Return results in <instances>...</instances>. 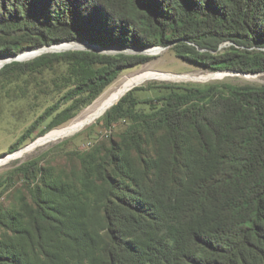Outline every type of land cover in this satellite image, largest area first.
Masks as SVG:
<instances>
[{"label":"trees","instance_id":"16d2710c","mask_svg":"<svg viewBox=\"0 0 264 264\" xmlns=\"http://www.w3.org/2000/svg\"><path fill=\"white\" fill-rule=\"evenodd\" d=\"M61 43L120 52L4 65L0 80L60 72L62 84L52 83L61 98L8 154L152 60L126 49L173 45L177 58L210 72L264 73V0H0V58ZM159 89L147 111L137 109L141 88L106 111L105 127L127 121L108 145L67 168L38 158L12 172L26 194L0 208V264H264V87Z\"/></svg>","mask_w":264,"mask_h":264},{"label":"rangeland","instance_id":"374dc122","mask_svg":"<svg viewBox=\"0 0 264 264\" xmlns=\"http://www.w3.org/2000/svg\"><path fill=\"white\" fill-rule=\"evenodd\" d=\"M227 45L229 44L222 45L220 50L227 47ZM172 46L173 45L165 48L161 47L163 50L160 54L146 55L152 57V60L148 63L123 71L98 98H100L109 89L117 86L125 77L133 76L143 71H154L187 76H201L219 73L210 72L207 69L177 58ZM96 50L98 49L88 48L85 51L103 53L101 50ZM118 52L120 51L116 49L112 54ZM60 75V72H57L56 74H47L38 78L36 81L18 80L11 82L0 80V208L8 207L12 204L15 191H21L26 194V187L24 183L18 177L12 176V172L21 164L30 160L43 158L40 163L42 166L50 165L57 169L67 168L71 162H76V154L89 151L96 146L108 145L109 141L116 140L118 138L127 125L126 120H119L111 124L109 127H105V124L102 121L103 116H101L92 124L72 136L54 143L37 147L31 152L26 153L21 158L15 160H5L7 156L14 154H8V148L22 136L24 131L48 106L52 105L55 101L61 98L62 93L58 94L52 84L53 82H57L62 87V84L57 81V77ZM252 75L258 76L249 80L242 77L239 78V76L225 77L223 79L208 82L148 81L136 87L142 89L135 92V96L140 102L137 109L147 111V105L145 104L146 99H154L155 97L162 95L165 90L159 89L161 86L175 85L203 87L205 85H253L257 87H264V73ZM95 101H93V103ZM91 105L82 109L74 119L57 129H61L69 125L73 120L81 116ZM45 125L46 123L42 124L39 127V130L43 129ZM36 133H38V130L34 133L33 137H35ZM38 138L40 137L35 138V140ZM35 140L26 141L17 151L33 143Z\"/></svg>","mask_w":264,"mask_h":264},{"label":"bare ground","instance_id":"6f19581e","mask_svg":"<svg viewBox=\"0 0 264 264\" xmlns=\"http://www.w3.org/2000/svg\"><path fill=\"white\" fill-rule=\"evenodd\" d=\"M75 45L66 44L60 45L58 49H65L73 47ZM156 54H160L161 51L154 50ZM32 53H26L23 58L31 57ZM6 59L0 60V69L5 65ZM262 75V74H261ZM239 76L249 80L256 78L258 75L252 74H241V73H225V74H206L201 76H190V75H174L169 73H160L154 71H143L133 76L125 77L117 86L109 89L100 98H98L81 116L73 120L69 125L61 129H55L47 133L46 135L37 139V144L34 148L28 149L22 153H16L14 157H7L6 159L15 160L21 158L26 153L31 152L37 147L44 146L50 143L57 142L73 134L83 130L94 121L97 120L107 109L114 104L123 94H125L130 88L134 86H140L148 81H170V82H208L212 80L223 79L225 77ZM91 122V123H88Z\"/></svg>","mask_w":264,"mask_h":264},{"label":"water","instance_id":"95a60500","mask_svg":"<svg viewBox=\"0 0 264 264\" xmlns=\"http://www.w3.org/2000/svg\"><path fill=\"white\" fill-rule=\"evenodd\" d=\"M66 44H72V45H75L73 47H69V48H65V49H58L57 47L60 46V45H66ZM88 48H94V49H98L96 51H103V54H112L113 51L116 50V48H105V49H101L97 46H91L90 44L88 43H61V44H58V45H54V46H50V47H43V48H40V49H36V50H27V51H24L18 55H15V56H6V57H2L0 58L1 59H6V62H5V65L6 64H10L12 62H26V61H29L35 57H38L42 54H47V53H61V52H66V51H85L86 49ZM154 50H158V51H162L163 48L161 47H154V48H150V49H146V50H143V51H140V50H137V49H126L124 50L125 52L127 53H130V54H135V53H139V54H142V55H156L155 51ZM26 53H32L31 57L29 58H23V56L26 54ZM220 74H225V73H236V72H231V71H222V72H219ZM213 74H216V73H213ZM137 86H134L132 88H130L126 93H128L129 91H131L132 89L136 88ZM125 93V94H126ZM123 94L114 104H112L108 109L107 111L112 108L114 105H116L120 99L125 95ZM106 113V111L101 115L103 116L104 114ZM101 116H99L97 119H99ZM88 123H91V122H88ZM37 144V140H35L33 143L29 144L28 146L24 147L23 149L17 151L16 153H22L28 149H32L36 146ZM10 155V156H7V157H14L15 154ZM10 158V159H11ZM10 159H5V160H10Z\"/></svg>","mask_w":264,"mask_h":264}]
</instances>
